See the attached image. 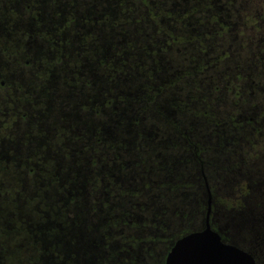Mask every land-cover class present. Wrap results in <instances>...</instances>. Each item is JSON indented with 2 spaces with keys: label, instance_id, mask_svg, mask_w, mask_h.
<instances>
[{
  "label": "rangeland",
  "instance_id": "obj_1",
  "mask_svg": "<svg viewBox=\"0 0 264 264\" xmlns=\"http://www.w3.org/2000/svg\"><path fill=\"white\" fill-rule=\"evenodd\" d=\"M144 1L149 13L116 0L110 16L101 0L106 27L87 23L85 39L2 28L17 117L49 137L32 164L51 165L6 177V264H164L204 227L207 189L214 231L264 264V0Z\"/></svg>",
  "mask_w": 264,
  "mask_h": 264
},
{
  "label": "flooded vegetation",
  "instance_id": "obj_2",
  "mask_svg": "<svg viewBox=\"0 0 264 264\" xmlns=\"http://www.w3.org/2000/svg\"><path fill=\"white\" fill-rule=\"evenodd\" d=\"M82 1L0 0V36L1 33L3 34L2 28L4 27H8L9 31L13 33H16L20 27L22 29L29 27L33 31L32 39H85L87 23H93V29L100 31L102 27L105 28L106 26L101 25L102 14L100 13L99 5L101 0H94L93 3L88 4ZM116 7V0H110L109 9H107V11H110V16H114V12L117 10ZM23 12H25L24 15L27 18L25 21L26 25H23L22 21H17L16 17L17 13L19 16H23L21 14ZM110 19L112 20V18ZM112 27L115 29L114 26ZM19 37L21 36L19 35ZM1 41L4 42L6 40L0 39ZM3 57L7 60L13 58L15 60V56L12 54L3 55ZM19 107L20 105L17 101V68H10L8 65L0 66V251L4 250V252L6 236H17V225L14 224L15 227H13L10 222L6 223L7 219L17 220V217L14 216V212L7 217L5 216V211L8 210L9 204L16 207L17 179L7 180L6 177L13 174L17 175V170L32 172L36 171L37 167L40 169L44 167L49 169L51 167L50 164L45 165L39 162L32 164L37 159L36 143L33 141L40 139L43 140L42 144H44V141L47 142L49 137L40 136L41 129L39 128H42L43 122L24 121L28 117H17ZM31 126L39 130L37 132L30 131ZM47 127L50 128V126ZM51 131L52 129H50L49 134ZM45 132L48 133L47 130ZM243 179L245 181V178ZM51 182L52 180H48L49 184ZM29 186H31V189L34 188V185ZM29 186L23 185L24 189L29 188ZM246 189L252 191L253 187L246 186L243 188V190ZM215 190L217 191V186ZM208 194L210 197L213 196L209 189H207ZM219 197H221L220 194ZM18 198H23V196L19 194ZM238 201L247 202V193H242ZM220 202L224 203L225 201L220 200ZM14 247H17V244ZM5 257L6 254L0 255V264H6V260L4 261Z\"/></svg>",
  "mask_w": 264,
  "mask_h": 264
},
{
  "label": "water",
  "instance_id": "obj_3",
  "mask_svg": "<svg viewBox=\"0 0 264 264\" xmlns=\"http://www.w3.org/2000/svg\"><path fill=\"white\" fill-rule=\"evenodd\" d=\"M204 227L175 241L166 255L164 264H256L249 253L222 241L210 225L211 197Z\"/></svg>",
  "mask_w": 264,
  "mask_h": 264
},
{
  "label": "trees",
  "instance_id": "obj_4",
  "mask_svg": "<svg viewBox=\"0 0 264 264\" xmlns=\"http://www.w3.org/2000/svg\"><path fill=\"white\" fill-rule=\"evenodd\" d=\"M132 1H135L136 3H139L138 5H141L142 7H146V11H148V13L150 12V7H148L149 5L148 4H146L145 3V1L144 0H132ZM141 1H142V4H141ZM119 4L120 3H118V6H119ZM123 6V5H122ZM151 15V14H150ZM152 17L154 16V15H151ZM153 19H154V17L152 18V19H150V21L153 23ZM154 24H155V22H154ZM153 24V25H154ZM159 24H161V23H159ZM158 23H156L155 24V26H156V28H157V30L158 31H160V33L161 34H164V31H162V30H165V29H163V28H161L160 27V25H159ZM164 51H165V48H164ZM196 74H198V71L196 72ZM194 75V74H193ZM237 76H240V75H237ZM193 156H194V161H198V158H197V153L194 151V154H193ZM198 166H199V171H200V173H202V170H203V167H204V165H201V163H198ZM201 175V174H200ZM202 179H203V177H202ZM207 201H208V198H207ZM211 203H212V201H211ZM225 204V203H224ZM223 204V205H224ZM211 206H212V204H211ZM224 206H226V204L224 205ZM207 208H208V203L206 202V208H205V214H206V211H207ZM205 217V216H204ZM214 217V218H213ZM222 221H221V218H219L218 217V215H216V216H214L213 215V210H212V208H211V212H210V225H211V228L214 230V228H213V225H216V226H220L221 228L224 226V225H221L222 223H221ZM218 232V231H217ZM190 233V232H189ZM219 233V235L221 236V239H222V241L224 242V243H226V244H231V245H236L235 244V242H232V240H227L225 237H223L222 235H221V233L220 232H218ZM185 235H187V234H184V235H182V236H180L179 238H181V237H183V236H185Z\"/></svg>",
  "mask_w": 264,
  "mask_h": 264
}]
</instances>
